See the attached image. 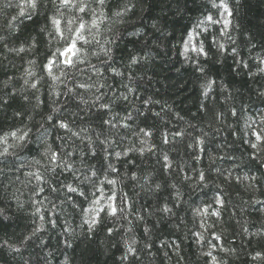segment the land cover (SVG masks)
Here are the masks:
<instances>
[{"label": "clouds", "instance_id": "clouds-1", "mask_svg": "<svg viewBox=\"0 0 264 264\" xmlns=\"http://www.w3.org/2000/svg\"><path fill=\"white\" fill-rule=\"evenodd\" d=\"M0 264H264V0H0Z\"/></svg>", "mask_w": 264, "mask_h": 264}]
</instances>
